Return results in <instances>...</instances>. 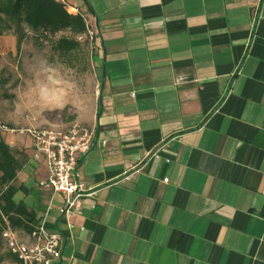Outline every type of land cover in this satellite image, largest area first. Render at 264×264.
<instances>
[{
	"label": "crops",
	"instance_id": "obj_1",
	"mask_svg": "<svg viewBox=\"0 0 264 264\" xmlns=\"http://www.w3.org/2000/svg\"><path fill=\"white\" fill-rule=\"evenodd\" d=\"M58 1L96 33L80 212L44 218L42 156L4 139L53 264H264V0Z\"/></svg>",
	"mask_w": 264,
	"mask_h": 264
},
{
	"label": "rangeland",
	"instance_id": "obj_2",
	"mask_svg": "<svg viewBox=\"0 0 264 264\" xmlns=\"http://www.w3.org/2000/svg\"><path fill=\"white\" fill-rule=\"evenodd\" d=\"M92 66L86 44L61 58L47 43L36 46L30 35L18 50L12 34L0 36V123L12 130H64L74 123L87 127L69 118L75 116L77 108L89 109L98 92ZM0 137L30 140L28 135L18 133ZM22 197L18 192L15 200ZM5 253L2 246L0 257ZM0 264L14 263L4 260Z\"/></svg>",
	"mask_w": 264,
	"mask_h": 264
},
{
	"label": "built area",
	"instance_id": "obj_3",
	"mask_svg": "<svg viewBox=\"0 0 264 264\" xmlns=\"http://www.w3.org/2000/svg\"><path fill=\"white\" fill-rule=\"evenodd\" d=\"M95 36V31L87 24L85 33L75 38L78 42H91ZM4 133L28 135L34 151L44 160L46 178L38 182L39 189L50 193L44 218L51 210L55 196L61 199L60 216L68 218L78 214L83 202L92 196L78 180L77 166L93 144L94 130L77 123L64 130H12L0 123V134ZM27 238L22 239L8 224L1 232L6 250L16 257L19 264H53L60 258L61 235L48 232L43 221Z\"/></svg>",
	"mask_w": 264,
	"mask_h": 264
},
{
	"label": "trees",
	"instance_id": "obj_4",
	"mask_svg": "<svg viewBox=\"0 0 264 264\" xmlns=\"http://www.w3.org/2000/svg\"><path fill=\"white\" fill-rule=\"evenodd\" d=\"M86 29L85 18L78 13H68L58 0H0V36L12 34L17 50L30 35L36 46L47 43L59 57L67 58L80 49L81 44H88V41L78 42L75 38ZM64 33L68 36L61 35ZM69 120L73 121L74 116ZM23 159L24 155L15 153L0 137V249L5 248L1 232L6 224L20 237L30 235L38 226L33 210L22 200H15L18 192H27L23 185H15ZM4 260L18 262L7 250L0 257V262Z\"/></svg>",
	"mask_w": 264,
	"mask_h": 264
}]
</instances>
